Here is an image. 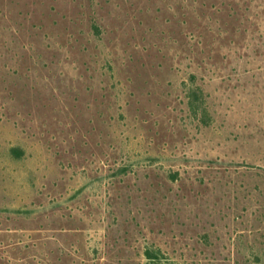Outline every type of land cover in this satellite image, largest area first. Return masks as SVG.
Segmentation results:
<instances>
[{
  "label": "rangeland",
  "instance_id": "obj_1",
  "mask_svg": "<svg viewBox=\"0 0 264 264\" xmlns=\"http://www.w3.org/2000/svg\"><path fill=\"white\" fill-rule=\"evenodd\" d=\"M0 264H264V0H0Z\"/></svg>",
  "mask_w": 264,
  "mask_h": 264
},
{
  "label": "trees",
  "instance_id": "obj_2",
  "mask_svg": "<svg viewBox=\"0 0 264 264\" xmlns=\"http://www.w3.org/2000/svg\"><path fill=\"white\" fill-rule=\"evenodd\" d=\"M147 254L149 255V257H151L150 250L147 252Z\"/></svg>",
  "mask_w": 264,
  "mask_h": 264
}]
</instances>
